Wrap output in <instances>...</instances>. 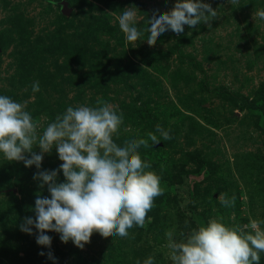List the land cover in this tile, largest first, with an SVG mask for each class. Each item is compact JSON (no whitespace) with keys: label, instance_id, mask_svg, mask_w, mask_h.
Instances as JSON below:
<instances>
[{"label":"rangeland","instance_id":"obj_1","mask_svg":"<svg viewBox=\"0 0 264 264\" xmlns=\"http://www.w3.org/2000/svg\"><path fill=\"white\" fill-rule=\"evenodd\" d=\"M63 2L72 10L68 16ZM175 2L0 0V95L26 103L41 134L67 107H97L102 99L123 113L113 137L118 145L148 139L157 124L172 137L138 149L167 192L154 200L145 226L129 229L126 238L93 233L83 249L55 232L46 233L50 248L37 245L36 229L29 235L18 227L35 218L37 195L50 198L33 176L61 165L55 148L39 170L0 154V184L9 186L0 193L2 264H53L49 251L55 264H143L150 255L155 264H171L164 247L169 229L180 238L214 218L226 226L264 221V115L244 105L258 101L264 84V20L255 16L264 0H201L217 11L211 27L185 25L179 35L168 30L154 46L147 32L134 44L126 40L117 19L126 7L138 9L143 30L153 10L170 11ZM35 81L40 91L33 93ZM222 193L236 197L234 207L221 205Z\"/></svg>","mask_w":264,"mask_h":264},{"label":"clouds","instance_id":"obj_2","mask_svg":"<svg viewBox=\"0 0 264 264\" xmlns=\"http://www.w3.org/2000/svg\"><path fill=\"white\" fill-rule=\"evenodd\" d=\"M137 10L135 6L126 7L117 17L119 28L133 44L147 32L149 46H154L168 30L179 35L184 33L185 25L191 29L203 22L211 27L210 21L218 17L217 11L201 0H176L170 11L153 10L147 20L150 26L141 30L137 27ZM255 16L264 20V9L257 10ZM32 91H40L38 81L32 84ZM96 103L97 107H67L41 134L39 124L26 110V103L0 95V154L7 161H22L25 167L35 165L39 170L44 154L55 148L62 161L57 169L34 174L33 179L40 181L39 188L47 185L50 198L37 195L35 218L25 217L18 226L29 235L36 229L37 245L51 247L52 237L47 232L60 234L62 242L71 240L79 249L90 242L93 233L104 238H126L129 229L145 226L155 198L164 193L161 177L146 171L151 164L141 158L138 149L150 147L149 140L156 145L161 139H172L170 130L157 124L155 133L147 134L148 139L126 140L120 146L113 137L123 124V113L102 99ZM59 172L64 182L57 183ZM235 199L226 193L219 197L224 207H234ZM222 220L210 219L206 226L200 225L188 234L180 233V238L175 228L167 230L164 247L169 250L171 264H260L264 221L226 226ZM249 228L252 231H246ZM47 258L55 264L51 251ZM143 264H155L154 257L148 256Z\"/></svg>","mask_w":264,"mask_h":264},{"label":"trees","instance_id":"obj_3","mask_svg":"<svg viewBox=\"0 0 264 264\" xmlns=\"http://www.w3.org/2000/svg\"><path fill=\"white\" fill-rule=\"evenodd\" d=\"M244 105L250 109H257L259 110L263 115H264V84H262V86L260 87V89L258 90V101L254 102V101H248L245 99ZM152 125H155L154 122H151ZM262 130H264V126H262ZM165 145V144H164ZM208 168V172H211V165L207 166ZM168 180H165L164 182H167ZM2 184H0V193H6V191L9 189L8 184L6 185V182H1ZM167 187H169V184L167 183ZM164 191H166L164 189ZM165 194H167V192H164L163 195L158 196L155 198L156 201L162 199ZM5 263L4 261L1 262L0 260V264Z\"/></svg>","mask_w":264,"mask_h":264},{"label":"water","instance_id":"obj_4","mask_svg":"<svg viewBox=\"0 0 264 264\" xmlns=\"http://www.w3.org/2000/svg\"><path fill=\"white\" fill-rule=\"evenodd\" d=\"M62 6H63L62 7V13L65 16H68L71 13L72 10L67 7V3H65V2L62 3Z\"/></svg>","mask_w":264,"mask_h":264}]
</instances>
